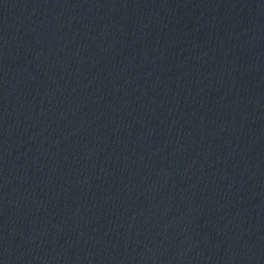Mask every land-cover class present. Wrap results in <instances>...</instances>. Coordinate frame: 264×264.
Returning <instances> with one entry per match:
<instances>
[{
  "label": "water",
  "instance_id": "95a60500",
  "mask_svg": "<svg viewBox=\"0 0 264 264\" xmlns=\"http://www.w3.org/2000/svg\"><path fill=\"white\" fill-rule=\"evenodd\" d=\"M0 264H264V0H0Z\"/></svg>",
  "mask_w": 264,
  "mask_h": 264
}]
</instances>
